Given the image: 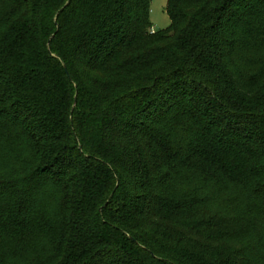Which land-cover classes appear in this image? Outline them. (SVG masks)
<instances>
[{"label":"trees","instance_id":"obj_1","mask_svg":"<svg viewBox=\"0 0 264 264\" xmlns=\"http://www.w3.org/2000/svg\"><path fill=\"white\" fill-rule=\"evenodd\" d=\"M151 5L0 0V264H264V0Z\"/></svg>","mask_w":264,"mask_h":264},{"label":"rangeland","instance_id":"obj_2","mask_svg":"<svg viewBox=\"0 0 264 264\" xmlns=\"http://www.w3.org/2000/svg\"><path fill=\"white\" fill-rule=\"evenodd\" d=\"M167 4L168 0H152L150 20L153 25V32L166 31L170 27L171 20L169 15L167 14ZM251 58L258 65L264 64V52L256 51L253 53ZM253 229L254 232L252 241L249 236H245L243 239L248 240H246L247 242L245 243L242 242L240 246L244 247L250 245L253 242L255 248H258V246L264 247V237L262 236L264 233V222H257ZM239 233L240 232L236 230L233 233V236L236 237V239H240Z\"/></svg>","mask_w":264,"mask_h":264}]
</instances>
